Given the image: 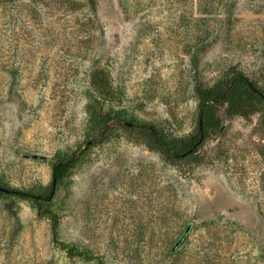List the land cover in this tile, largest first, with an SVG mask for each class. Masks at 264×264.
<instances>
[{
    "label": "rangeland",
    "instance_id": "obj_1",
    "mask_svg": "<svg viewBox=\"0 0 264 264\" xmlns=\"http://www.w3.org/2000/svg\"><path fill=\"white\" fill-rule=\"evenodd\" d=\"M234 72L264 92V0H0V187L48 195L79 153L46 205L61 242L106 264H264V105H211L176 160L136 129L102 137L122 118L189 143L197 85ZM51 226L0 194V264H98Z\"/></svg>",
    "mask_w": 264,
    "mask_h": 264
},
{
    "label": "trees",
    "instance_id": "obj_2",
    "mask_svg": "<svg viewBox=\"0 0 264 264\" xmlns=\"http://www.w3.org/2000/svg\"><path fill=\"white\" fill-rule=\"evenodd\" d=\"M196 94L199 100L200 105V118H199V138L182 144L180 142L168 140L154 125L146 123H129L122 118H113L111 119V125H104L102 132V137L109 134L110 130L114 125H119L127 127L129 129L139 130L141 133L145 134L149 139L152 148L158 151L165 159L167 160H176L182 157L183 154L189 153L186 157L196 153L198 147L194 150V146L199 142L202 131L201 120L203 125V132L207 131L212 125V117L208 114V109L213 104H236L235 101L242 97L243 94L247 95V98L253 101L254 107L259 105H264V92L258 88V86L252 82L248 77L240 72H234L230 79H226L220 85L214 88H206L203 85H197ZM236 108L241 109V107L236 106ZM110 120V119H109ZM219 124V121L213 123V127H216ZM132 127V128H130ZM103 139V138H101ZM192 150V151H191ZM79 153L72 154L53 166V180L50 188V193L48 195H35L27 192L19 191H10L3 192L0 190V194H12L16 193L20 198L31 201L37 208V211L40 216L48 217L51 221V228L53 233L54 242L58 243L63 250L66 251L67 255L70 258H81L87 261H97L98 264H106L100 257L92 255L89 251L81 250L75 245H69L63 243L59 239V225L60 221L51 209L50 203L54 199L56 191L60 184L63 182L65 177L69 172L79 163L81 160Z\"/></svg>",
    "mask_w": 264,
    "mask_h": 264
},
{
    "label": "water",
    "instance_id": "obj_3",
    "mask_svg": "<svg viewBox=\"0 0 264 264\" xmlns=\"http://www.w3.org/2000/svg\"><path fill=\"white\" fill-rule=\"evenodd\" d=\"M200 129H201V131H202V134H201V137H200V140H199V142L194 146V148L192 149V150H194V149H196L197 147H199L201 144H202V142L204 141V137H205V135H204V132H203V125H202V120H201V127H200ZM225 129V126H222L221 127V131H223ZM191 150V151H192ZM189 153H185V154H183L182 155V157H186L187 155H188ZM0 190L1 191H3V192H7L8 190L7 189H5V188H2V187H0ZM190 229H191V225H189L188 226V228H187V230L185 231V234L183 235V237L175 244V246H174V248H173V251L181 244V242L183 241V239H184V237L186 236V234H188V232L190 231Z\"/></svg>",
    "mask_w": 264,
    "mask_h": 264
}]
</instances>
